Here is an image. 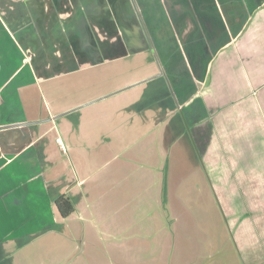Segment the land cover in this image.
Listing matches in <instances>:
<instances>
[{
  "label": "crops",
  "instance_id": "crops-1",
  "mask_svg": "<svg viewBox=\"0 0 264 264\" xmlns=\"http://www.w3.org/2000/svg\"><path fill=\"white\" fill-rule=\"evenodd\" d=\"M202 8L171 0H0L2 248L52 232L80 237L97 221L99 202L108 214L139 210L141 181L128 193L122 178L127 140L137 148L141 125L150 126V154L158 152L155 126L169 119V132L186 126L185 146L191 137L219 200L221 189L255 196L264 188V0H214L213 26ZM142 66L145 72H127ZM156 81L169 95L149 85ZM147 85L150 96H141ZM177 150L183 157V145ZM62 196L75 207L68 218L56 206ZM131 226L123 224L124 232Z\"/></svg>",
  "mask_w": 264,
  "mask_h": 264
},
{
  "label": "rangeland",
  "instance_id": "rangeland-1",
  "mask_svg": "<svg viewBox=\"0 0 264 264\" xmlns=\"http://www.w3.org/2000/svg\"><path fill=\"white\" fill-rule=\"evenodd\" d=\"M171 1L179 7L202 5L207 14L205 20L212 26L217 22L207 10L214 0ZM146 63L150 68V60L144 58L143 65ZM126 68L127 72L147 70L143 66ZM152 84L149 85H156L164 96L169 95L166 83ZM149 85L142 87L145 92L139 93L141 96H150ZM42 101H45L43 97ZM67 101L63 98L62 102ZM165 101L168 98L159 100L160 104ZM63 119L69 120V117ZM161 119L160 109L155 120ZM170 123L171 119L155 126L157 153L150 154L149 125H141L136 134L142 139L136 149L133 140H127L128 170L122 178L125 190L129 187L131 190L127 191L132 193L133 182L138 187L141 181L142 186L136 198L140 209L133 210L134 219L129 205L123 212L108 214V209L105 212L99 202L95 207L97 221L87 232L79 230L80 237L70 239L52 232L34 241L19 238L7 242L4 248L0 246V264H264V188L253 189L255 196H249L244 188L221 189L219 200L201 157L191 149V137L189 149L185 146L186 126L177 123L176 130L170 128L169 132ZM174 136L177 139L171 140ZM173 145L177 147L174 149ZM178 145H183V157L177 150ZM137 151L141 152V158L133 160L132 154ZM132 162L134 166L129 164ZM138 165L142 171L136 172L134 178L132 170ZM170 165L182 168L181 173L175 169L169 171ZM169 185L177 188H168ZM123 224L136 226L124 232Z\"/></svg>",
  "mask_w": 264,
  "mask_h": 264
},
{
  "label": "trees",
  "instance_id": "trees-1",
  "mask_svg": "<svg viewBox=\"0 0 264 264\" xmlns=\"http://www.w3.org/2000/svg\"><path fill=\"white\" fill-rule=\"evenodd\" d=\"M56 206L63 218H68L75 211L73 202L67 196H62L57 199Z\"/></svg>",
  "mask_w": 264,
  "mask_h": 264
},
{
  "label": "built area",
  "instance_id": "built-area-1",
  "mask_svg": "<svg viewBox=\"0 0 264 264\" xmlns=\"http://www.w3.org/2000/svg\"><path fill=\"white\" fill-rule=\"evenodd\" d=\"M57 140L60 142V139L59 138Z\"/></svg>",
  "mask_w": 264,
  "mask_h": 264
}]
</instances>
